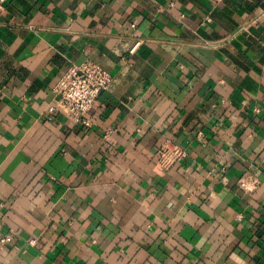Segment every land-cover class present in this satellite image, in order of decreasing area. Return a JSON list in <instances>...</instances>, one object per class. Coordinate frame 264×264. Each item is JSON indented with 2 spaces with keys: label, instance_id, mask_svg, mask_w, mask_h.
Returning <instances> with one entry per match:
<instances>
[{
  "label": "crops",
  "instance_id": "obj_1",
  "mask_svg": "<svg viewBox=\"0 0 264 264\" xmlns=\"http://www.w3.org/2000/svg\"><path fill=\"white\" fill-rule=\"evenodd\" d=\"M83 62L91 126L49 119ZM6 234L0 264H264V0H0Z\"/></svg>",
  "mask_w": 264,
  "mask_h": 264
},
{
  "label": "built area",
  "instance_id": "obj_2",
  "mask_svg": "<svg viewBox=\"0 0 264 264\" xmlns=\"http://www.w3.org/2000/svg\"><path fill=\"white\" fill-rule=\"evenodd\" d=\"M110 82L111 75L95 63L83 62L69 66L53 87L56 100L46 108L48 118L51 119L59 110L75 123L90 127L92 122L87 116L88 111L100 92L108 89ZM185 156L183 148L168 141L158 149V162L166 168ZM240 185L246 187L243 180ZM10 239L11 236L6 234L0 238V243L4 244ZM28 243L35 245L36 238H31Z\"/></svg>",
  "mask_w": 264,
  "mask_h": 264
}]
</instances>
